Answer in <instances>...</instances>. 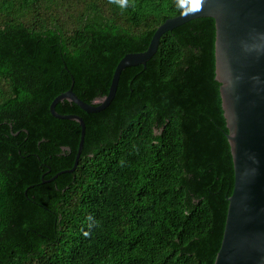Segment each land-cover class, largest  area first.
I'll use <instances>...</instances> for the list:
<instances>
[{
    "label": "trees",
    "instance_id": "1",
    "mask_svg": "<svg viewBox=\"0 0 264 264\" xmlns=\"http://www.w3.org/2000/svg\"><path fill=\"white\" fill-rule=\"evenodd\" d=\"M193 0H0V264H213L233 167L214 74V21L164 33Z\"/></svg>",
    "mask_w": 264,
    "mask_h": 264
},
{
    "label": "water",
    "instance_id": "2",
    "mask_svg": "<svg viewBox=\"0 0 264 264\" xmlns=\"http://www.w3.org/2000/svg\"><path fill=\"white\" fill-rule=\"evenodd\" d=\"M204 17L214 21V74L233 167L232 192L213 264H264V0H199L198 4L193 0L186 11L156 28L145 51L121 58L105 96L88 104L69 89L52 100L49 111L56 119L79 124L75 167L85 124L77 115L58 114L55 105L67 100L85 113L104 110L125 68L145 66L164 33Z\"/></svg>",
    "mask_w": 264,
    "mask_h": 264
},
{
    "label": "clouds",
    "instance_id": "3",
    "mask_svg": "<svg viewBox=\"0 0 264 264\" xmlns=\"http://www.w3.org/2000/svg\"><path fill=\"white\" fill-rule=\"evenodd\" d=\"M120 4L121 7H127L129 4V0H116ZM189 14V13H186Z\"/></svg>",
    "mask_w": 264,
    "mask_h": 264
},
{
    "label": "snow or ice",
    "instance_id": "4",
    "mask_svg": "<svg viewBox=\"0 0 264 264\" xmlns=\"http://www.w3.org/2000/svg\"><path fill=\"white\" fill-rule=\"evenodd\" d=\"M194 2L198 4L199 0H194Z\"/></svg>",
    "mask_w": 264,
    "mask_h": 264
}]
</instances>
